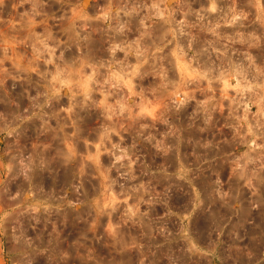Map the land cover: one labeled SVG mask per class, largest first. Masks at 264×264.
I'll return each mask as SVG.
<instances>
[{"label":"rangeland","instance_id":"obj_1","mask_svg":"<svg viewBox=\"0 0 264 264\" xmlns=\"http://www.w3.org/2000/svg\"><path fill=\"white\" fill-rule=\"evenodd\" d=\"M0 264H264V0H0Z\"/></svg>","mask_w":264,"mask_h":264}]
</instances>
